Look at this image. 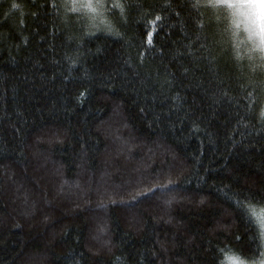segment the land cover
<instances>
[{"label":"trees","instance_id":"trees-1","mask_svg":"<svg viewBox=\"0 0 264 264\" xmlns=\"http://www.w3.org/2000/svg\"><path fill=\"white\" fill-rule=\"evenodd\" d=\"M116 2L0 0V264L260 263L264 53L207 0Z\"/></svg>","mask_w":264,"mask_h":264},{"label":"snow or ice","instance_id":"snow-or-ice-1","mask_svg":"<svg viewBox=\"0 0 264 264\" xmlns=\"http://www.w3.org/2000/svg\"><path fill=\"white\" fill-rule=\"evenodd\" d=\"M207 4L213 8H224L233 18V25L239 29L243 24L244 32L247 34V39L252 42L254 47L260 52L264 53V0H207ZM55 7V5H52ZM13 8L18 7L17 4L12 5ZM193 7H199L198 4ZM79 8L93 17L102 15L109 8L112 10L120 9L123 12V5L113 0L111 5H108L106 0H82ZM159 20V17L156 18ZM152 32L147 33L148 42L151 43ZM264 59V56L261 57ZM264 67V65H261ZM264 115V113H262ZM171 183V181H169ZM159 190L163 192L168 188V184H161L158 186ZM156 185L148 189V193L156 194ZM144 193L143 195H147ZM253 197H245V200H252ZM258 203H264V197H261ZM237 206L243 209V202L237 201ZM264 227V220L261 221Z\"/></svg>","mask_w":264,"mask_h":264},{"label":"rangeland","instance_id":"rangeland-1","mask_svg":"<svg viewBox=\"0 0 264 264\" xmlns=\"http://www.w3.org/2000/svg\"><path fill=\"white\" fill-rule=\"evenodd\" d=\"M80 3L82 2V0H78ZM262 220H264V213H263V215L261 216V221ZM261 224V227H262V223H260ZM262 230H263V233H264V227H262ZM228 264H243V263H241L240 261H238V260H235V259H232V260H230L229 262H228ZM258 264H264V258L261 260V262L260 263H258Z\"/></svg>","mask_w":264,"mask_h":264}]
</instances>
